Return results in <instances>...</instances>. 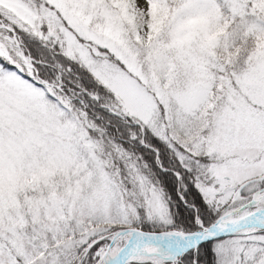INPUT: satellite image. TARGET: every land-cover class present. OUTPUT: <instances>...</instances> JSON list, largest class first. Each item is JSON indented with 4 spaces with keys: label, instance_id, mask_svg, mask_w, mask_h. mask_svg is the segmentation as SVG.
Masks as SVG:
<instances>
[{
    "label": "snow or ice",
    "instance_id": "obj_1",
    "mask_svg": "<svg viewBox=\"0 0 264 264\" xmlns=\"http://www.w3.org/2000/svg\"><path fill=\"white\" fill-rule=\"evenodd\" d=\"M0 264H264V0H0Z\"/></svg>",
    "mask_w": 264,
    "mask_h": 264
}]
</instances>
